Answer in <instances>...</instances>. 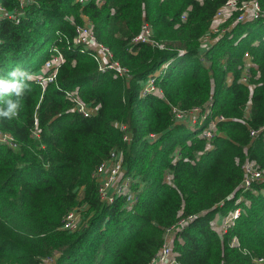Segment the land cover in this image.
Segmentation results:
<instances>
[{
    "label": "trees",
    "instance_id": "trees-1",
    "mask_svg": "<svg viewBox=\"0 0 264 264\" xmlns=\"http://www.w3.org/2000/svg\"><path fill=\"white\" fill-rule=\"evenodd\" d=\"M227 1L36 0L23 8L0 0L22 11L19 21L1 18L0 79L16 68L42 70L53 45L65 55L55 80L20 75L23 96L0 95V107L20 101L15 117L0 118V130L17 142L0 140V264H46L54 255L56 264H148L181 219L172 245L182 264H264L255 260L264 258V178L242 186L247 159L264 171V17L234 13L203 47ZM86 22L129 76L100 69L74 42ZM145 22L154 42L136 39ZM246 51L248 82L241 80ZM150 76L159 91L143 94ZM67 91L97 112L74 109ZM205 103L210 118L221 117L210 138L200 135L207 120L177 122L172 113V105ZM113 148L124 151L134 178L130 207L121 195L108 202L99 193L94 173ZM80 206L83 224L62 228ZM236 207L240 215L221 233L215 217Z\"/></svg>",
    "mask_w": 264,
    "mask_h": 264
},
{
    "label": "built area",
    "instance_id": "built-area-1",
    "mask_svg": "<svg viewBox=\"0 0 264 264\" xmlns=\"http://www.w3.org/2000/svg\"><path fill=\"white\" fill-rule=\"evenodd\" d=\"M34 1L36 0H20V5L24 8L27 4H30ZM21 13L22 11L18 8L9 10L5 5L0 3V22L2 16L4 15H8L11 18L19 21ZM234 13H237V20L260 18L264 17V7L261 5L259 0H228L215 13L212 27L203 36V38L209 36L211 31L221 33L229 28V26H223L220 22ZM183 18H186L185 13L183 14ZM214 23H216L217 26H214ZM136 39L154 42V39L152 38V27L149 23H143L142 30L136 36ZM73 40L75 43L83 45L84 49L91 50L94 58L99 63L100 69H114L116 73L126 74L129 76L128 69L118 60L114 59L111 48L97 39L91 22L77 24L76 34ZM160 46H163V43H160ZM244 57L246 58V64L241 75V80L248 82L249 66L251 64L249 51L245 52ZM64 60L65 55L62 49L58 45H53L50 49V55L43 63L40 74L36 75V77L39 78L43 84L55 80L59 66ZM142 89L143 94L150 91H159V87L156 85L153 76H150L146 80V83ZM67 95L74 101V109L78 110L84 115H91L97 112V107L83 100L76 93V91H67ZM212 111V106L209 103L193 106L188 109L181 108L177 105H172L173 117L177 122L195 124L207 120L206 124L200 131V135L207 138H210L215 134L217 129V121L219 118H221L218 115L212 116L210 118ZM119 125L122 130H127V124L124 122L120 123ZM262 129H264V126ZM258 131L259 129L252 130V134H256ZM131 138L132 137L129 131H126L124 134V139L130 141ZM0 140L12 146H17V142L9 132L0 130ZM176 153H179V149L176 150ZM242 166L245 171L242 181V186L244 189L251 187L254 180H260L264 178V171L258 168L252 160L247 159ZM94 174L98 181L99 193L102 200L112 202L117 196L121 195L125 198L126 205L130 207L138 199V192L133 186L134 178L129 173H127L124 165V151L122 149L113 148L109 157L101 162ZM167 176H169L171 179L172 174L168 173ZM240 213V207L230 209L226 214L217 216V219L215 218L214 220V224H219L220 228H218V230L221 233H224L227 228L234 223ZM218 218H221V222ZM81 221L82 214H80L79 209H72L65 215L62 228L75 230L80 227ZM182 223H184V219H181L176 226L167 228L164 243L148 264H182V262L177 257V251L174 250L172 245L173 233L176 232L177 228L180 227ZM234 242H238L236 237L234 238ZM255 260L258 263H262L264 258L256 257Z\"/></svg>",
    "mask_w": 264,
    "mask_h": 264
},
{
    "label": "clouds",
    "instance_id": "clouds-1",
    "mask_svg": "<svg viewBox=\"0 0 264 264\" xmlns=\"http://www.w3.org/2000/svg\"><path fill=\"white\" fill-rule=\"evenodd\" d=\"M8 75L11 77L10 80L0 79V95L11 96L14 94L17 98L23 96V85L15 78L20 75H27L29 78H31V76L20 68L12 70ZM4 104L6 107H0V118H7L10 120L18 114L20 106L19 99L15 101L8 99L4 101Z\"/></svg>",
    "mask_w": 264,
    "mask_h": 264
},
{
    "label": "rangeland",
    "instance_id": "rangeland-1",
    "mask_svg": "<svg viewBox=\"0 0 264 264\" xmlns=\"http://www.w3.org/2000/svg\"><path fill=\"white\" fill-rule=\"evenodd\" d=\"M230 17H231V16H228L227 18L223 19V21L220 22V23H221V24L225 23ZM214 26H217V24L214 23ZM218 26H219V25H218ZM224 26H225V25H224ZM213 29H214V28H213ZM215 33L217 34V32H213V31H211L209 36H207V37H205V38L202 39V46H203V47H207V46H209V45L215 40V36H213ZM221 33H222V32H221ZM49 46H50V45L47 46V49H48ZM50 48H51V47H50ZM40 71H41V68L35 70L34 72H32L30 76H31V77H36V75L40 74ZM230 80H231V77H229V81H230ZM190 126L193 127L194 125H190ZM167 174H168V173H167ZM167 179H170L169 176H167ZM77 209H79L80 214H82L83 211H82L81 209H84V207H81V206H80V207H78ZM218 219H219V218H218ZM82 224H83V220L81 221L80 226H81ZM214 226H215V228H217V229L220 228V225H219V224H214ZM45 263H46V264H56V255H54L53 257L46 258Z\"/></svg>",
    "mask_w": 264,
    "mask_h": 264
},
{
    "label": "crops",
    "instance_id": "crops-1",
    "mask_svg": "<svg viewBox=\"0 0 264 264\" xmlns=\"http://www.w3.org/2000/svg\"><path fill=\"white\" fill-rule=\"evenodd\" d=\"M217 216H218V215H217ZM217 216H216V217H217ZM219 216H220V215H219ZM216 217H215V218H216ZM216 219H217V218H216ZM219 221L221 222V218H219ZM174 235H175V233H173L172 238L174 237Z\"/></svg>",
    "mask_w": 264,
    "mask_h": 264
}]
</instances>
